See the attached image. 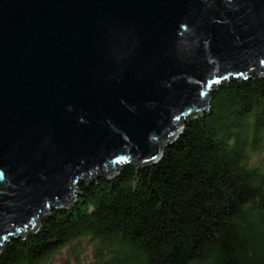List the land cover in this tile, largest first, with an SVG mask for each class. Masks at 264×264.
<instances>
[{"label":"water","instance_id":"obj_1","mask_svg":"<svg viewBox=\"0 0 264 264\" xmlns=\"http://www.w3.org/2000/svg\"><path fill=\"white\" fill-rule=\"evenodd\" d=\"M255 74L264 0H0V247Z\"/></svg>","mask_w":264,"mask_h":264},{"label":"trees","instance_id":"obj_2","mask_svg":"<svg viewBox=\"0 0 264 264\" xmlns=\"http://www.w3.org/2000/svg\"><path fill=\"white\" fill-rule=\"evenodd\" d=\"M84 236L91 264H264V75L214 89L157 162L82 182L0 264H42Z\"/></svg>","mask_w":264,"mask_h":264},{"label":"rangeland","instance_id":"obj_3","mask_svg":"<svg viewBox=\"0 0 264 264\" xmlns=\"http://www.w3.org/2000/svg\"><path fill=\"white\" fill-rule=\"evenodd\" d=\"M95 242L91 236L74 240L42 264H91L94 260Z\"/></svg>","mask_w":264,"mask_h":264}]
</instances>
